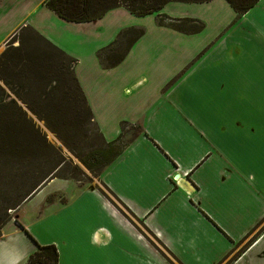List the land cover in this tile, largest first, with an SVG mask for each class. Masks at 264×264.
<instances>
[{
  "label": "crops",
  "instance_id": "1",
  "mask_svg": "<svg viewBox=\"0 0 264 264\" xmlns=\"http://www.w3.org/2000/svg\"><path fill=\"white\" fill-rule=\"evenodd\" d=\"M44 1L0 0V53L32 27L77 60L106 141L124 122L141 131L99 187L52 190L43 237L8 222L0 264H25L37 244L55 245L59 264H264V0L242 17L227 0L160 11L202 21L197 34L123 7L67 22ZM130 28L145 34L104 68L98 52Z\"/></svg>",
  "mask_w": 264,
  "mask_h": 264
},
{
  "label": "trees",
  "instance_id": "2",
  "mask_svg": "<svg viewBox=\"0 0 264 264\" xmlns=\"http://www.w3.org/2000/svg\"><path fill=\"white\" fill-rule=\"evenodd\" d=\"M212 0H45L44 6L67 22L85 23L101 19L108 11L123 7L137 17L155 15L157 24L184 34L200 33L205 24L193 18H172L160 11L171 2L206 3ZM260 0H227L239 17L247 14ZM145 34L143 29L130 28L122 31L108 47L103 48L97 57L104 68L119 65L132 46ZM120 39L125 40L121 53L114 48ZM17 44V45H15ZM77 60L67 55L32 27H24L7 42L0 55V164L9 160L14 153L23 156L28 143L34 141L39 147L48 150L49 159L44 175L29 192L28 196L0 209V237L4 226L12 218L8 209L15 210L23 202L30 200L47 183L61 178L59 172L65 164L59 149L50 145L41 135L30 113L55 133L70 148V140L78 131H87L93 124L100 139V147L91 154L87 168L99 174L114 162L128 146L126 130L128 123H122V134L114 141L104 139L93 120V113L84 92L76 78L74 69ZM6 89L10 92L8 93ZM62 133H66L65 137ZM68 135V136H67ZM26 140L28 142L24 143ZM41 149V148H40ZM42 150V149H41ZM43 151V150H42ZM41 160V159H40ZM39 160V161H40ZM17 222V220L15 219ZM25 264H59V253L55 245H39ZM234 260V258L232 259Z\"/></svg>",
  "mask_w": 264,
  "mask_h": 264
},
{
  "label": "rangeland",
  "instance_id": "3",
  "mask_svg": "<svg viewBox=\"0 0 264 264\" xmlns=\"http://www.w3.org/2000/svg\"><path fill=\"white\" fill-rule=\"evenodd\" d=\"M125 45V40L120 39L114 48L108 51L106 55L113 52V50L118 54L121 53ZM0 85L2 87L4 86L2 82H0ZM6 91L10 93L7 89ZM29 115L33 118L41 135L46 137L48 143L56 149H59L65 164H63L61 172L58 173L59 176H62L61 178H56L57 180L53 181L51 180L54 183L42 190L39 195L34 197L31 201L28 200L29 202H23L22 205L15 210L8 209V214L16 220L20 217V222L26 226H30L34 233L43 237L46 231L44 218L51 214V211L47 210V201L49 199H55L53 198L54 194L52 193L53 195H51L52 190L69 188L73 193L76 187H99V174L92 173L87 168L86 163L91 162V154L100 147V139L94 125L89 124L87 131H78L71 140L70 137H65L66 133H62V135L68 139L70 146V148H68L55 133L47 128L44 121L38 120L36 116L31 113ZM140 131L139 126L128 125L125 135L128 143H130ZM28 141L29 140L25 139L24 143ZM27 147L28 150H26L23 156H19L20 153L18 155L14 153L9 157L8 161L0 164V209H2V211L4 208H9L11 204L17 203L22 197L26 198L35 184H37L39 178H42L44 175L45 171L42 169H45L46 165L44 166L42 163L46 161L45 159H49L48 150L39 147L34 141L28 143ZM57 195L60 194L58 193Z\"/></svg>",
  "mask_w": 264,
  "mask_h": 264
}]
</instances>
